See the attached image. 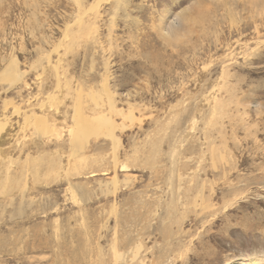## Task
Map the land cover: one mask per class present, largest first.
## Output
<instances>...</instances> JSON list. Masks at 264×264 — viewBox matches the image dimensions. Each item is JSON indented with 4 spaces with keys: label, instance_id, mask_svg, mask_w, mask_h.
<instances>
[{
    "label": "rangeland",
    "instance_id": "rangeland-1",
    "mask_svg": "<svg viewBox=\"0 0 264 264\" xmlns=\"http://www.w3.org/2000/svg\"><path fill=\"white\" fill-rule=\"evenodd\" d=\"M1 121L0 264H264V0H0Z\"/></svg>",
    "mask_w": 264,
    "mask_h": 264
},
{
    "label": "bare ground",
    "instance_id": "bare-ground-1",
    "mask_svg": "<svg viewBox=\"0 0 264 264\" xmlns=\"http://www.w3.org/2000/svg\"><path fill=\"white\" fill-rule=\"evenodd\" d=\"M173 28H174V26H173V27H170V28H169L170 31L175 30V29H173ZM4 125H5V123H2V121H1V122H0V131L3 129ZM90 257H91V256H90Z\"/></svg>",
    "mask_w": 264,
    "mask_h": 264
}]
</instances>
